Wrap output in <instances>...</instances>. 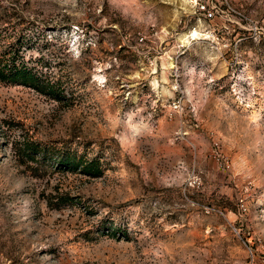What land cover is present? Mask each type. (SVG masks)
Segmentation results:
<instances>
[{
  "label": "rangeland",
  "instance_id": "rangeland-1",
  "mask_svg": "<svg viewBox=\"0 0 264 264\" xmlns=\"http://www.w3.org/2000/svg\"><path fill=\"white\" fill-rule=\"evenodd\" d=\"M19 34L64 94L0 80V264H264V0H0Z\"/></svg>",
  "mask_w": 264,
  "mask_h": 264
},
{
  "label": "trees",
  "instance_id": "trees-1",
  "mask_svg": "<svg viewBox=\"0 0 264 264\" xmlns=\"http://www.w3.org/2000/svg\"><path fill=\"white\" fill-rule=\"evenodd\" d=\"M21 34H19L20 36ZM24 34L17 38L19 43L4 52H0V80L6 82L19 81L37 90L52 95L54 98H61L64 88L61 77L53 78L47 67L48 60L43 55L27 58L23 47Z\"/></svg>",
  "mask_w": 264,
  "mask_h": 264
},
{
  "label": "built area",
  "instance_id": "built-area-1",
  "mask_svg": "<svg viewBox=\"0 0 264 264\" xmlns=\"http://www.w3.org/2000/svg\"><path fill=\"white\" fill-rule=\"evenodd\" d=\"M200 18L214 19L223 16L224 3L227 0H184Z\"/></svg>",
  "mask_w": 264,
  "mask_h": 264
}]
</instances>
